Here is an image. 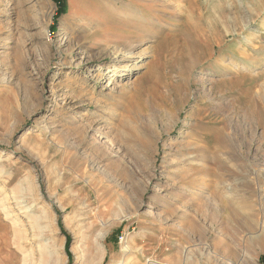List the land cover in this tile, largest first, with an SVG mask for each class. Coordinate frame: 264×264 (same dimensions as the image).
Wrapping results in <instances>:
<instances>
[{
    "label": "rangeland",
    "instance_id": "obj_1",
    "mask_svg": "<svg viewBox=\"0 0 264 264\" xmlns=\"http://www.w3.org/2000/svg\"><path fill=\"white\" fill-rule=\"evenodd\" d=\"M262 33L264 0H0V264H263Z\"/></svg>",
    "mask_w": 264,
    "mask_h": 264
},
{
    "label": "bare ground",
    "instance_id": "obj_2",
    "mask_svg": "<svg viewBox=\"0 0 264 264\" xmlns=\"http://www.w3.org/2000/svg\"><path fill=\"white\" fill-rule=\"evenodd\" d=\"M138 4V6H136ZM137 4L136 5H134L135 6V8H133L129 13H130V16H128V18H126L127 20H130L131 22H127V23H125L124 25H129V24H132L133 22H134V25H135V22L136 21H138V20H143V18H144V16L146 17V15L147 14H149V16H153L152 15V12H154V10L153 9H157V8H159V9H163L164 7L163 6H157L156 4H154V3H150L149 4V1H147V3L146 4H143L144 6H142L141 4H140V2H137ZM152 11V12H151ZM206 14V13H205ZM244 13L242 12V11H238V10H236V11H234V13L232 14V17H228V18H226L225 16H223V15H221L220 17H219V23H220V29H219V25H218V21H216L215 19H213L212 21H211V23H210V25H209V27H210V30H211V32L210 33H204V35L206 36V45H207V47L209 48L210 47V49H211V51L212 52H210L209 54H213V53H217L218 51V49H217V46H219L221 43H220V41H221V37H224V30L227 32V30H232V31H235V32H237V33H239L240 31L242 32L243 31V27H241L240 26V24H241V22H243V15ZM245 14H247L248 15V12L247 13H245ZM129 15V14H128ZM204 16V15H203ZM245 16V15H244ZM249 17V16H248ZM248 19V18H247ZM249 21V20H248ZM253 21V20H252ZM247 22V21H246ZM244 24V23H243ZM245 26V25H244ZM248 26V25H247ZM244 28H246V27H244ZM134 29L135 28H132V29H130L129 30V32H126V34H124V33H121V34H118V36L116 37V39H117V41H120V40H124V39H126L128 36H135L137 33H139V32H134ZM223 29V30H222ZM219 30H222V32L221 31H219ZM248 30V29H247ZM139 31V30H138ZM198 32V31H197ZM196 32V33H197ZM206 32V31H205ZM246 32V31H245ZM248 32V31H247ZM246 32V33H247ZM201 33L203 34V32L202 31H200V35L198 34L197 35V37L200 39V37H201ZM221 33V34H220ZM229 33V32H228ZM227 33V34H228ZM233 33V32H232ZM204 35H202V37L204 36ZM233 35V34H232ZM259 35H262V36H264V34L262 33V34H259ZM257 36L256 38H258L259 39V37L260 36ZM235 36V35H234ZM232 37V36H231ZM196 41V40H195ZM198 41H196L195 43H197ZM194 43V42H193ZM202 43V42H201ZM252 41L251 40H245V42H244V44L245 45H241L240 47H233L230 51H231V59H232V64H231V67L233 68V69H240V68H243V66L242 65H248L249 66V68H250V66L252 65H255L256 63H259V62H263L264 60H262L261 59V57L262 56H264V55H261L260 53H259V51L258 50H254V56H250L249 54H248V51H250L251 49H252ZM198 45V46H197ZM201 45H203V44H201ZM217 45V46H216ZM195 49L197 50V48L198 47H200V44L199 43H197L195 46ZM203 47V46H202ZM207 48V49H208ZM195 49L193 50L194 52H195ZM202 49V48H201ZM204 49V48H203ZM224 49V48H223ZM192 50V49H191ZM221 50V49H220ZM109 51V50H108ZM192 51V52H193ZM204 51V50H203ZM253 51V50H252ZM191 52V53H192ZM201 52V51H200ZM219 55H222V54H219ZM130 56H133V52H131V51H126V52H118V51H116L115 53H114V55H113V63L114 64H120L121 65V63H123V62H125V61H129V60H131L132 59V57H130ZM223 57V56H222ZM194 58V57H193ZM262 58H264V57H262ZM224 59V58H223ZM195 60L196 59H193V67H194V65H195ZM221 61V60H220ZM256 62V63H255ZM112 63V64H113ZM215 63V62H214ZM242 64V65H241ZM211 65H212V63H211ZM240 66H242V67H240ZM248 66H244V68L246 67V69L248 68ZM118 67H119V65H118ZM130 67V66H129ZM128 66H127V69L129 68ZM213 67H215V68H219L220 67V69H219V71H218V73H220V74H222V75H224L226 72H229L228 71V68L226 69V68H223L222 66H221V64L219 63V62H217V63H215V64H213ZM62 68V67H61ZM125 68V67H124ZM230 69V68H229ZM231 70V69H230ZM247 71V70H246ZM222 77V76H221ZM234 83V82H233ZM57 88V87H56ZM53 90L55 91V86L53 87ZM259 92V91H258ZM257 92V90H254V88H246L244 91H243V93H244V96H245V98L247 99L246 100V105H247V115L249 116V117H257V116H259V115H261V114H259V113H261L262 112V108H263V106H261L260 108V111L261 112H258V106L259 105H257V103L258 102H256V101H260V100H258L259 99V97H261V96H259V93ZM54 93V92H53ZM262 98V97H261ZM260 105H261V102L259 103ZM246 113V112H245ZM101 130V128H98V130ZM101 133V132H100ZM193 156V155H192ZM191 155L190 156H188V158H186V159H189V160H186V161H188L189 163L190 162H193L192 161V157ZM192 164V163H191ZM128 249H129V246H128V243L127 244H124L123 246H122V249H121V253H124V252H127L128 251ZM95 260V259H94ZM115 264H124V263H122V262H117V263H115Z\"/></svg>",
    "mask_w": 264,
    "mask_h": 264
},
{
    "label": "trees",
    "instance_id": "obj_3",
    "mask_svg": "<svg viewBox=\"0 0 264 264\" xmlns=\"http://www.w3.org/2000/svg\"><path fill=\"white\" fill-rule=\"evenodd\" d=\"M56 6V12L59 16L64 15L66 13V0H53ZM264 264V259H262Z\"/></svg>",
    "mask_w": 264,
    "mask_h": 264
}]
</instances>
